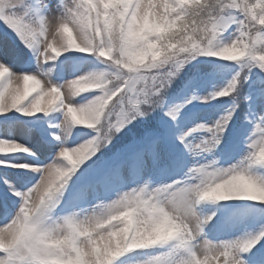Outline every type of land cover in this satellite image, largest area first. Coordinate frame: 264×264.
Here are the masks:
<instances>
[{
    "label": "snow or ice",
    "instance_id": "obj_1",
    "mask_svg": "<svg viewBox=\"0 0 264 264\" xmlns=\"http://www.w3.org/2000/svg\"><path fill=\"white\" fill-rule=\"evenodd\" d=\"M0 264H264V0H0Z\"/></svg>",
    "mask_w": 264,
    "mask_h": 264
},
{
    "label": "rangeland",
    "instance_id": "obj_2",
    "mask_svg": "<svg viewBox=\"0 0 264 264\" xmlns=\"http://www.w3.org/2000/svg\"><path fill=\"white\" fill-rule=\"evenodd\" d=\"M17 86L16 83L14 82V87Z\"/></svg>",
    "mask_w": 264,
    "mask_h": 264
}]
</instances>
